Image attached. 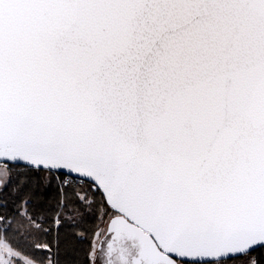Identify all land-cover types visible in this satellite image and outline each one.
<instances>
[{"label": "snow or ice", "instance_id": "obj_1", "mask_svg": "<svg viewBox=\"0 0 264 264\" xmlns=\"http://www.w3.org/2000/svg\"><path fill=\"white\" fill-rule=\"evenodd\" d=\"M0 264H264V0H0Z\"/></svg>", "mask_w": 264, "mask_h": 264}]
</instances>
